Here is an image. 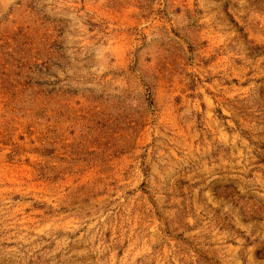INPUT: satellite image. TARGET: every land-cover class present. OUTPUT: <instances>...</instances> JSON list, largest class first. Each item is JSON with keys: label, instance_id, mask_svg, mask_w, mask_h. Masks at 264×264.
<instances>
[{"label": "rangeland", "instance_id": "rangeland-1", "mask_svg": "<svg viewBox=\"0 0 264 264\" xmlns=\"http://www.w3.org/2000/svg\"><path fill=\"white\" fill-rule=\"evenodd\" d=\"M0 264H264V0H0Z\"/></svg>", "mask_w": 264, "mask_h": 264}]
</instances>
